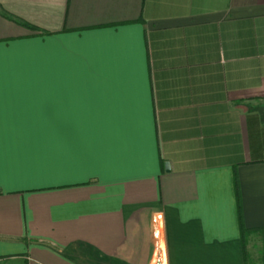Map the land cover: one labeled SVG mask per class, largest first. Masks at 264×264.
I'll list each match as a JSON object with an SVG mask.
<instances>
[{
    "label": "crops",
    "instance_id": "0c3cea01",
    "mask_svg": "<svg viewBox=\"0 0 264 264\" xmlns=\"http://www.w3.org/2000/svg\"><path fill=\"white\" fill-rule=\"evenodd\" d=\"M234 176L264 228V0H0V264H154L158 213L245 264Z\"/></svg>",
    "mask_w": 264,
    "mask_h": 264
},
{
    "label": "rangeland",
    "instance_id": "374dc122",
    "mask_svg": "<svg viewBox=\"0 0 264 264\" xmlns=\"http://www.w3.org/2000/svg\"><path fill=\"white\" fill-rule=\"evenodd\" d=\"M247 264H264V233L251 234L245 244Z\"/></svg>",
    "mask_w": 264,
    "mask_h": 264
},
{
    "label": "trees",
    "instance_id": "16d2710c",
    "mask_svg": "<svg viewBox=\"0 0 264 264\" xmlns=\"http://www.w3.org/2000/svg\"><path fill=\"white\" fill-rule=\"evenodd\" d=\"M26 27L32 30H37L34 26L30 24H24ZM41 33H45L41 31ZM234 190H235V198H236V209H237V218H238V224H239V232H240V242H241V248L244 256V262L247 264V256H246V250H245V244H246V239L249 235L255 234V233H264V228H246L243 225L242 222V213H241V204H240V195H239V190H238V185H237V179L234 176Z\"/></svg>",
    "mask_w": 264,
    "mask_h": 264
},
{
    "label": "built area",
    "instance_id": "2783aa9c",
    "mask_svg": "<svg viewBox=\"0 0 264 264\" xmlns=\"http://www.w3.org/2000/svg\"><path fill=\"white\" fill-rule=\"evenodd\" d=\"M152 223L154 225L152 234L156 248V257L154 264H165V244L162 239V232H161L162 214L161 213L156 214L152 219Z\"/></svg>",
    "mask_w": 264,
    "mask_h": 264
}]
</instances>
